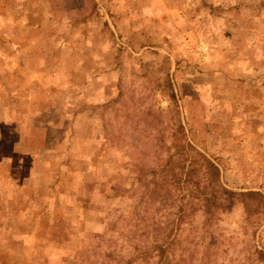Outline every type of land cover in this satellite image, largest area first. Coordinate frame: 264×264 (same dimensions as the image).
I'll list each match as a JSON object with an SVG mask.
<instances>
[{"label":"rangeland","instance_id":"374dc122","mask_svg":"<svg viewBox=\"0 0 264 264\" xmlns=\"http://www.w3.org/2000/svg\"><path fill=\"white\" fill-rule=\"evenodd\" d=\"M0 264H264V0H0Z\"/></svg>","mask_w":264,"mask_h":264},{"label":"trees","instance_id":"16d2710c","mask_svg":"<svg viewBox=\"0 0 264 264\" xmlns=\"http://www.w3.org/2000/svg\"><path fill=\"white\" fill-rule=\"evenodd\" d=\"M187 148L189 149H186V146L183 144L176 145V149H178L176 153L178 158L176 161L175 157H171L170 160H168L167 166L162 171L161 176L169 187L176 190L177 186H180L182 182L179 171L181 170L182 173L184 172L186 168L184 163L189 160L190 170L187 172L185 183L190 189V196L201 201L202 208L208 216L209 221L215 216L216 211L221 208L218 203L221 196L223 194L226 196H233L235 194L221 185L220 170L211 159L207 158L191 144ZM239 195L245 198L246 196H250V198L261 196V194L257 192Z\"/></svg>","mask_w":264,"mask_h":264}]
</instances>
